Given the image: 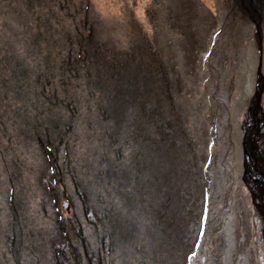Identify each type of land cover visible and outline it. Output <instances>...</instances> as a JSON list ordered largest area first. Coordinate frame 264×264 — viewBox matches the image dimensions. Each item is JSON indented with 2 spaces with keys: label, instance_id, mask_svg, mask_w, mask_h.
Returning a JSON list of instances; mask_svg holds the SVG:
<instances>
[{
  "label": "rangeland",
  "instance_id": "obj_1",
  "mask_svg": "<svg viewBox=\"0 0 264 264\" xmlns=\"http://www.w3.org/2000/svg\"><path fill=\"white\" fill-rule=\"evenodd\" d=\"M68 2L0 0V264H55L53 247L65 244L54 211L58 206L66 238L79 254L83 250L75 237V222L70 220L73 212L83 227L88 257L107 258L101 242L114 232L120 249L115 256H108L105 264H185L183 257L174 258L171 251L188 233H181L178 226L167 243L171 246L166 257L165 246L157 255L149 250L151 232L147 219L140 220L142 206L134 199L138 184L145 181L139 176L143 162L152 168L150 185L153 182L155 188L161 187L156 193L160 203L165 204L166 193L170 195L167 206L172 215V210L180 215L194 208L199 218L207 203L204 216L208 226L197 246L187 252L192 254L188 257L191 264H264V201L244 170L245 144L249 146L251 139L256 142L258 138L264 151V136L258 137L261 121L248 120L247 115L259 56L246 0L243 4L239 0ZM262 3L264 0L255 2L256 12ZM86 7L91 19L97 21L101 45L121 56L134 54L128 62L134 72L128 70V76L122 78L126 106L121 117L101 119L99 107L94 108V103L88 106L85 77L80 74L67 80L62 76L64 61L72 50L61 45L69 44L71 37L58 40L59 44L49 49L46 44L52 42L44 44L35 38L41 22L64 32V37L72 36L82 24L79 19ZM75 14L76 20H71L69 15ZM261 15L264 76V7ZM254 17L259 19L257 13ZM81 31L85 33L87 28ZM100 48L95 42L90 49L98 52L94 55L98 60L96 75L115 85L120 81L117 74H121L115 68L117 59ZM49 52L51 56L46 58ZM57 88L60 91L52 101L67 102L63 97H68L80 103L75 128L66 134L63 147H54L57 138L52 131V147H41L36 136L40 133L44 141L43 131L52 118L61 119V123L71 120L68 112L46 106L45 96L42 99V93L51 96ZM134 93H138L136 97ZM34 103L39 110L30 108ZM140 106L145 107L143 118ZM261 107L264 115V93ZM161 124H169L167 134L171 140L174 137V151H163L171 171L152 160L156 152L150 144L159 140ZM144 137L152 141L146 144ZM54 151L58 157L55 163ZM72 170L85 184L89 181L86 195L94 217L86 214L74 195ZM63 179L68 181L71 205L59 193L66 189ZM262 184L260 179L257 186ZM10 188L14 211L9 205ZM53 188L59 193L55 194V207L50 197ZM144 198L147 207L151 200ZM187 212L184 221L189 222ZM199 233L201 237V230ZM134 247L142 249L141 254L132 256L137 262L124 258Z\"/></svg>",
  "mask_w": 264,
  "mask_h": 264
},
{
  "label": "trees",
  "instance_id": "obj_2",
  "mask_svg": "<svg viewBox=\"0 0 264 264\" xmlns=\"http://www.w3.org/2000/svg\"><path fill=\"white\" fill-rule=\"evenodd\" d=\"M81 2H85V1H81ZM66 5L69 4L68 0H65ZM64 9V5L61 6ZM88 9V10H87ZM14 11V10H13ZM75 15H69L71 20H76ZM90 13H89V8L86 7L85 11H84V16L79 19V23L82 21V24L80 23L78 25V27H75V31L72 34V36H70L71 34L68 33L67 37H64V34L62 33V31H57L53 26H49L48 23L46 22H41L39 24H37V28L35 30V38L36 40L42 41L44 42V44H46V42H52L49 46L46 44L47 48H52L54 46V44L59 41H62V39H66L68 37L70 38V43L68 44H63L61 45L62 47H64L65 49H67V46L70 47V50H72V52L70 53V57L68 59H66L64 61V67L61 70L62 72V76H64L67 80L70 79H77L80 77V74L85 77V79H83V81L85 80L86 83L84 85V94L86 96V100H88V106L91 108L92 103H94V108L99 107L98 110V116L101 119H107V118H113L115 116H119L121 117L123 115V113L125 112L124 108L126 106V102L123 99V91L125 87L123 86V82H122V78L123 77H127L128 75V70L133 71V69L129 66V57H131L132 55H134L133 53H129V54H123V56H121L120 54H116L115 51H110V47L108 46H104L101 45V39L98 38V34L96 29L98 30V26H97V21L94 19H91L90 17ZM42 29H41V28ZM80 27V28H79ZM81 28H87V32L83 33L81 31ZM43 30V31H42ZM42 32H45L46 34H43ZM52 37L51 39L53 40H48L45 39V37ZM97 42L98 43V47H102L103 50L105 52L112 53L111 56L114 54V56L117 59L118 62V67H115L116 69H118L119 72H121V74H117L118 79H120V81L117 83L112 84H107L106 82H104L101 77L99 75H96L97 72V66H98V60L96 59L98 56V52L95 51H91L90 49L92 48V45H94V43ZM59 44V43H58ZM144 46V44H143ZM142 46V47H143ZM101 49V48H100ZM137 49H140V47H137ZM69 51V49H67ZM62 53V52H60ZM76 55V57H75ZM95 55V56H94ZM51 53L49 52L48 54L46 53V58L50 57ZM117 64V63H116ZM134 72V71H133ZM133 79L136 80V78L133 76ZM39 81V80H37ZM137 83V81H136ZM118 84V86H117ZM113 87V91H111V89L109 88ZM81 87V86H80ZM44 88L46 89L45 86H43V88H41V91H44ZM79 90V89H78ZM78 90L76 91V94L78 93ZM59 89L57 88L55 91H53V93L51 94V96L49 95H44L43 93L41 94L42 99L45 96L47 99H45L44 97V101L46 103V106H49L52 108H57L59 111L64 112V110L66 112L69 113V118H71V120L69 122H67L66 120H64V123H61V119H51L49 123H47V129L45 131H43L44 134V141L40 140L39 135L40 133L37 134L36 139L37 142L40 143V141H42V146L41 147H52V141L50 138V134L49 131L54 132V136L55 138H57V145H55L54 147H63V143L65 141V137L66 134L71 133L73 131V129L75 128V122H76V115L79 112V106L80 103H78V101H76L74 98H68V97H63L67 100V102H65V100H58V99H54L58 93H59ZM62 92H65V90H63ZM138 93H134L135 97L137 96ZM136 99V98H135ZM36 103V102H35ZM34 103V104H35ZM31 109H33L34 111L39 110V106L38 104H35L33 106L30 107ZM144 108L142 110V118L144 117V113L145 111V107L144 106H140L139 109ZM37 109V110H36ZM67 117V118H68ZM41 126V124L39 123V127ZM117 127H120L119 123L117 124ZM158 127H160V130H158V134H159V140L158 141H152L150 139V142L156 153L152 152V154H156V156L154 155L152 157V160H156V162H158L159 164L165 166V169L168 171H171L172 167H170L167 163V157L165 154H163V151H174V147H175V142H174V137H172V140L169 136V132L170 130V125L169 124H161ZM157 127V128H158ZM166 130V131H165ZM147 131L145 130L144 133H146ZM169 133V134H167ZM143 142H145L146 144H148L149 142V138L148 137H144L143 138ZM149 142V143H150ZM172 149H171V148ZM58 152V149H57ZM56 151H54L53 154V162L55 163L58 159V157L56 156ZM142 171H140L139 176L142 179L143 177H145V181H143L142 184H138V194H137V198L134 199L142 206V210L140 207V215L139 218L140 220L143 219H147L146 223L148 224V227L150 229L151 232L150 234V238H151V246L149 248V250L152 252V254L157 255L156 252L159 251L161 246H165V257L167 256V252L170 253V244H167L169 239L172 238V232H176L175 230L179 227L180 232L182 233L183 230L186 232H188L187 234H185V241H182L181 245H175V247H171V251L173 252L174 255H176V257L174 258H184V263L185 264H191V262H189V258H191L192 254H187L188 250L190 248H194L197 246V242L203 238V233H205V228L206 226H208V219L205 218L204 216V211H207L208 206L207 203L205 202V204L202 207V216H200L199 214V218L196 214V211L194 210V208L191 209V211L187 212L189 214V222L184 221V214L186 212H183L180 215H176L175 212L172 210L173 215L171 214L170 210H168V208H170L169 206H167L168 201L170 200V195L168 193L165 194L166 197V202L165 204L160 203L159 201V197H156V193L161 191V187H154L153 182L150 185L149 183V179L152 177L150 175V171L152 170L151 166L149 165V162H143V164L141 165ZM145 169V170H144ZM174 169V167H173ZM74 170V169H73ZM72 170V176H74V178L71 177V186L73 187L74 190V195H76L77 200H79L82 209L85 210L86 214H92V217H94V212L92 207H90L91 205L88 204L89 200H88V196L86 195V191L88 190V183L89 181H85L83 178H79L78 175L75 174V172ZM165 170H163L164 172ZM149 174H146V173ZM71 174V172L69 173V175ZM59 175L61 176V173L59 172ZM68 175V176H69ZM60 179H62V177H60ZM159 179V178H158ZM64 185L66 189H62L63 191H59V193L61 192L62 195H64V197H66L65 201L68 202L70 205L71 203L68 200V181L65 179H63ZM10 192V196H9V205L11 206L12 210H15V202L13 199V191L10 188L9 190ZM59 194L54 188L52 189V194L53 196L50 195L51 198H54V207L56 206V197L57 195L55 194ZM12 194V195H11ZM83 195V196H82ZM150 197V205H148L147 207L145 206V198L144 197ZM83 200V202L81 201V199ZM144 198V199H143ZM182 200V199H181ZM193 203V202H192ZM152 205V207H151ZM59 207H56V209L54 211H56V220L58 219V224L60 226V232L62 233V237L61 239L65 242V244L63 243L61 247L59 246H55L53 247V252H54V258H55V264H82V262L85 264H105L104 260L108 259V256H115V252L117 251V249L119 250L120 247L118 245V242L116 240V236L114 232H110L109 234H106V236L103 238V242H101L102 244H105V252H106V257L102 256L99 260H98V256L96 258L93 257H88L87 255H85V251H84V247H87V243H86V238L83 235V227L81 226V224L79 223L78 217L76 216V214L73 212L72 214V218L70 220H74L75 225L77 227L76 229V239L79 242V245L81 247V250H83L82 254H79V252L77 251V249L73 246L70 245V242H68L67 238H66V230H65V226L62 223V214L59 211ZM147 209V210H146ZM132 218L133 216L130 215ZM87 217V216H86ZM107 218V216H106ZM175 218H178V220L175 221ZM102 218L98 219V222H101ZM66 222V221H65ZM16 223V222H15ZM104 223H102V228L107 230L106 227L103 226ZM178 226V227H177ZM186 226L187 230L184 229ZM99 228H101L99 226ZM175 229V230H174ZM199 230H201V237H200V233ZM194 240V241H193ZM192 242H195V245L193 244L192 246ZM108 244V246L106 245ZM86 245V246H85ZM118 245V246H117ZM41 246V245H40ZM108 247V248H107ZM118 247V248H117ZM15 246L13 245V255L14 257H17V250L14 249ZM65 248H67V250H69V248L71 249V251L66 252L67 250H65ZM37 252H40V249L37 250ZM134 253L136 255L141 254L142 253V249L134 247L131 250H129V252L126 251V255H124V258L126 259L127 257L135 262H137V260L133 259V257H136V255H134ZM185 254V255H183ZM189 257V258H188ZM127 260V259H126ZM85 261V262H84ZM139 264V263H137Z\"/></svg>",
  "mask_w": 264,
  "mask_h": 264
},
{
  "label": "water",
  "instance_id": "obj_3",
  "mask_svg": "<svg viewBox=\"0 0 264 264\" xmlns=\"http://www.w3.org/2000/svg\"><path fill=\"white\" fill-rule=\"evenodd\" d=\"M242 2V4L244 3V0H239ZM247 4L250 6L249 10H248V15L250 17V20L252 23H254L255 25V39H256V43H257V50H258V67H257V73H256V87H255V93L253 95V98L251 100V106L249 108V110L247 111V115H248V120L250 118H252V120H257V121H261V131L258 134V137H263L264 136V115H263V110L261 107L262 104V95L264 93V76L262 75L261 72V67H262V11H263V7H264V3H262L261 7L259 8V12H256V7H255V2H260V0H246ZM259 16L258 20H255L254 15ZM257 115L259 116L257 119ZM249 122V121H248ZM251 122V121H250ZM251 124V123H250ZM250 130L252 129V126L249 128ZM249 130V131H250ZM248 131V133H249ZM253 141L249 142V146H247L246 144L244 145L243 149H244V170H245V176H247L248 180L251 181H258L259 177H260V171H262V173L264 174V154L263 152L260 150V148L258 147V138H256V142H254V139H251ZM248 139L246 138L245 142H247ZM256 144V145H255ZM258 155V158H257ZM259 156H260V160H262V164H261V168L258 164V160H259ZM254 165L256 166L254 168ZM263 165V167H262ZM259 167L261 170L258 171ZM264 179V178H262Z\"/></svg>",
  "mask_w": 264,
  "mask_h": 264
},
{
  "label": "bare ground",
  "instance_id": "obj_4",
  "mask_svg": "<svg viewBox=\"0 0 264 264\" xmlns=\"http://www.w3.org/2000/svg\"><path fill=\"white\" fill-rule=\"evenodd\" d=\"M257 158H258V155H257ZM258 164H259V166H260V168H261V160H260V156H259V160H258ZM256 166L254 165V168H255ZM262 167H263V165H262ZM258 168V171H260L261 169L259 168V167H257ZM260 179H262V178H264V174L262 173V171H260V177H259ZM259 179V180H260ZM259 180L258 181H251V185L253 186V187H255V189L257 190L256 191V193H257V195H258V197L260 198V200H262V201H264V192H262L263 190H264V179H263V186L261 185L260 187L259 186H257L258 184H259ZM257 187H258V189H257ZM263 187V188H262ZM264 209V208H263Z\"/></svg>",
  "mask_w": 264,
  "mask_h": 264
},
{
  "label": "flooded vegetation",
  "instance_id": "obj_5",
  "mask_svg": "<svg viewBox=\"0 0 264 264\" xmlns=\"http://www.w3.org/2000/svg\"><path fill=\"white\" fill-rule=\"evenodd\" d=\"M261 145H262V143L260 142L258 147H261ZM260 150H261V149H260ZM261 151H262V150H261ZM262 152H263V154H264V151H262Z\"/></svg>",
  "mask_w": 264,
  "mask_h": 264
}]
</instances>
